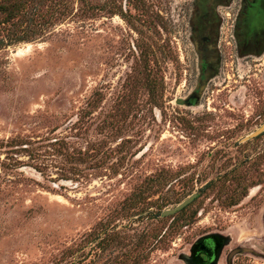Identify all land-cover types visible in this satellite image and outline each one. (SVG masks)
<instances>
[{"label": "rangeland", "instance_id": "rangeland-1", "mask_svg": "<svg viewBox=\"0 0 264 264\" xmlns=\"http://www.w3.org/2000/svg\"><path fill=\"white\" fill-rule=\"evenodd\" d=\"M13 1L29 40L0 48V264H186L206 234L228 236L218 264H264V50L235 61L225 29L206 83L187 1Z\"/></svg>", "mask_w": 264, "mask_h": 264}, {"label": "flooded vegetation", "instance_id": "flooded-vegetation-1", "mask_svg": "<svg viewBox=\"0 0 264 264\" xmlns=\"http://www.w3.org/2000/svg\"><path fill=\"white\" fill-rule=\"evenodd\" d=\"M190 4L187 8L189 25L193 27L192 43L197 48L196 68L201 82L212 83L218 70L223 69V45L225 29L227 43L234 49V60H255L264 50V0H180ZM228 18H226V16ZM248 60V61H249ZM197 95L187 102L195 104ZM206 234L192 244L190 253L182 257L190 264H216L228 236ZM186 263V262H185Z\"/></svg>", "mask_w": 264, "mask_h": 264}, {"label": "trees", "instance_id": "trees-1", "mask_svg": "<svg viewBox=\"0 0 264 264\" xmlns=\"http://www.w3.org/2000/svg\"><path fill=\"white\" fill-rule=\"evenodd\" d=\"M25 7V2L23 1H13V0H0V15H2L0 17V48H3L5 46H9V45H14L16 43L22 42V41H28V38H25L24 34H18L16 31L12 30L11 27L13 26L12 21L14 20V18H16L21 11L24 9ZM261 134H264V132H262ZM15 140H8V141H0V149H2L3 147H11L8 149V151H14L13 147L15 146ZM10 165L9 163H5V161L0 160V165L4 166V165ZM255 162H252L251 165H254ZM236 178L231 177L225 181H235ZM239 179V190H237V192H235L234 196L236 197V200H238L240 197H244L246 195V190L248 189L250 185L248 184L249 182L246 181L244 176L238 177L237 180ZM225 181H223V185L225 183ZM228 182V184L230 183ZM217 181H211L208 182L205 186V189L207 188H212L215 185H217ZM240 196V197H238ZM190 204H188L187 206H185L184 208H182L181 210H179L178 212L166 216V217H160V212H161V208H159L155 213H154V217H159V221L160 222H164V220L168 217L171 219L170 223L165 226V225H161V227L159 229H156L153 231V233L148 236V234H144L142 241H141V245L142 247H145L143 244H146V246H151V245H155V242L160 241L162 238L166 237L171 231L172 229H176L180 226V224L178 222L175 221L176 218H178L181 214L184 213V211H186V209L188 208ZM164 228H166L164 230ZM89 238L91 239V234L88 235ZM149 237H151V240H149ZM95 239V237L93 238ZM92 239V240H93ZM111 237L110 235L105 234L99 243H101V246H105V244L107 243L108 240H110ZM133 264H139L137 262H133Z\"/></svg>", "mask_w": 264, "mask_h": 264}, {"label": "water", "instance_id": "water-1", "mask_svg": "<svg viewBox=\"0 0 264 264\" xmlns=\"http://www.w3.org/2000/svg\"><path fill=\"white\" fill-rule=\"evenodd\" d=\"M262 131H264V123L254 133H252L251 136H256V135L260 134ZM196 196H197L196 193L189 195L187 198L182 200L180 203H178L173 208L163 210L161 212V215L167 216V215H171V214L178 212L179 210H181L182 208L187 206L190 202H192ZM214 236H216V235L215 234H209L205 237L213 238ZM217 257H218V252H216V254H215V261H213L211 264H216ZM184 261L186 262V264H190L186 258L184 259Z\"/></svg>", "mask_w": 264, "mask_h": 264}]
</instances>
